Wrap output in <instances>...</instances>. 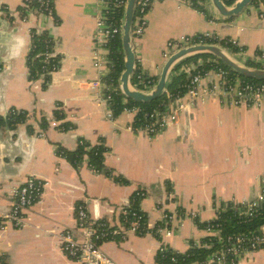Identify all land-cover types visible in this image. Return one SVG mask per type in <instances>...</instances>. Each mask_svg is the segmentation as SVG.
I'll list each match as a JSON object with an SVG mask.
<instances>
[{
  "label": "crops",
  "instance_id": "obj_1",
  "mask_svg": "<svg viewBox=\"0 0 264 264\" xmlns=\"http://www.w3.org/2000/svg\"><path fill=\"white\" fill-rule=\"evenodd\" d=\"M50 1L52 17L21 13L24 0H0V11L7 10L0 14V116L11 110L29 114L26 123L13 129L0 126L1 261L74 264L62 249L61 236L66 230L82 235L78 208L85 206L90 220L116 228L140 188L147 192L139 208L150 232L103 242L100 248L107 256L117 264H155L162 246L182 254L192 243L200 246L215 236L200 224L214 220L222 205L246 204L261 195L264 108L230 106L210 96L155 136L134 132L135 113L109 117L103 81L109 64L103 62L100 69L94 65L96 50L101 57L109 56L98 34L104 1ZM233 1L228 8L239 0ZM146 21L144 34L132 39V47L138 70L157 81L170 58L168 42L181 36L211 33L234 39L245 54L232 57L244 65H258L255 55L264 51V0H254L233 17L221 16L211 0L204 1L203 11L192 0H153ZM33 30L53 38V55L60 62L47 87L44 76L31 78L27 64ZM197 63L182 70L190 74L202 59ZM57 112L63 120L55 119ZM42 119L49 122L47 127H42ZM54 121L72 128L62 131ZM80 140L109 149L104 166L111 177L93 172L86 157L75 167L58 154L59 148L76 151ZM29 177L44 183L43 194L26 211L24 228H4L2 216L11 209L13 192ZM165 212L185 213L169 237L154 233ZM237 264H264V249L245 254Z\"/></svg>",
  "mask_w": 264,
  "mask_h": 264
},
{
  "label": "built area",
  "instance_id": "obj_2",
  "mask_svg": "<svg viewBox=\"0 0 264 264\" xmlns=\"http://www.w3.org/2000/svg\"><path fill=\"white\" fill-rule=\"evenodd\" d=\"M105 4V11L100 20L99 41L106 45L108 49L109 42L121 36L122 24L117 25L110 23L107 24L108 14L114 8H125L128 0H103ZM153 0H138L135 10V17L132 26V39L140 38L147 26L146 14L147 8L150 7ZM32 0H27L25 8H27V15L32 13H39L48 17H52L54 10L51 6L50 0H38L40 3L39 8L30 9L29 4ZM7 11L3 9L0 14ZM25 20V18H24ZM37 32H39L37 30ZM221 43L225 47H231L237 50L238 55H244L245 49L234 39L220 38L211 33L198 34L193 36H181L178 39L170 40L167 44V54L169 58L176 52L197 45H216L221 47ZM222 48V47H221ZM225 50V49H224ZM109 51V49H108ZM47 57H53V53L47 54ZM95 67L100 69L103 66V62H108L109 58L101 57L99 51L96 50L95 54ZM255 61L262 66L264 70V51H260L255 55ZM196 70V67L193 71ZM57 71L56 67H53L48 74H52ZM136 74L137 79L143 81L144 74L141 70H138L137 60L134 67L133 74ZM132 74V75H133ZM209 80L208 84L205 81ZM132 86V85H131ZM155 85L151 88V90ZM133 89L138 90L135 86ZM150 91H141L143 93H149ZM170 97L169 91L166 89L164 92ZM214 96L217 97L221 103H226L230 106L245 107V108H264V82L254 83L246 82L231 75V72L223 69L222 67L215 66L213 69L206 72L198 70L190 78V82L187 87V91L184 95L178 96L175 100L171 101L164 112L155 111L150 115V121L144 127L135 126L138 110H125L124 112H133L136 117L131 130L134 132H145L150 136H155L172 124H177L183 111L196 105L197 102L203 101L205 98ZM110 100L109 96L104 93V101ZM109 117L112 118V112L109 113ZM54 127L59 125L58 122L52 123ZM97 173L96 170L91 169ZM99 174V173H98ZM44 190V183L35 177H29L25 183L14 190L13 203L11 209L2 216L4 228L7 224L13 225L15 228H24L28 224V218L26 211L32 207L42 196ZM147 197L146 190L138 189L134 196L133 202L137 199H144ZM264 201V182L261 191V195L255 200L242 204L247 208L246 216L254 217L256 208L260 202ZM132 201L126 206L121 213L120 226L114 228L110 226L106 221L99 220L94 222L90 220L85 206H80L77 210L78 217V229L81 230L82 235L76 236L73 231L66 230L62 236V249L65 255L71 259L74 264H117L109 256H107L100 248V245L108 240L115 239L116 237L126 238L128 234H142L145 229L141 227V222L144 216L137 212H131ZM165 212L162 217L161 223L154 229V233L164 234V236H171L173 233V225L176 219L183 218L185 213ZM209 224L211 223L208 222ZM146 228L149 229L148 224ZM207 231L219 234L214 226L208 225ZM150 232V231H149ZM264 249V229L262 234L252 236L245 240L243 237H236L234 239L229 238L226 241L224 248L215 254L207 264H236V260L239 261L245 254L256 252ZM167 250V246H162L160 252ZM174 261V259H173Z\"/></svg>",
  "mask_w": 264,
  "mask_h": 264
},
{
  "label": "trees",
  "instance_id": "obj_3",
  "mask_svg": "<svg viewBox=\"0 0 264 264\" xmlns=\"http://www.w3.org/2000/svg\"><path fill=\"white\" fill-rule=\"evenodd\" d=\"M27 0H24L26 4ZM204 1L205 0H192L195 8L203 11L204 10ZM234 1H227V5H232ZM30 9L39 8L40 3L38 0H32L29 4ZM51 6L53 7L52 3ZM124 9L125 8H113L108 14L107 24L110 23L120 25L123 22L124 18ZM27 8H22L21 13L26 14ZM149 8H147V12ZM54 40L46 32H37V30L32 31V46L30 49L28 57V67L30 71L31 78H37L38 76H44L45 87L50 82L49 71L53 67H56V70L60 67V62L58 57H47V54L54 52ZM221 47L225 49L231 56L237 54V50L231 47H225L221 43ZM109 49V73L103 79L106 89V96L110 97L108 100V106L112 111L113 118L117 117L125 110H138L135 126L144 127L150 121V115L155 111L164 112L167 105L175 100L178 96H182L186 93L190 78L198 70L206 72L213 69L215 66L222 67L223 69L231 72L232 76L240 77L241 80L246 82L254 83H263L262 80H255L242 77L234 73L231 69L225 66L222 62L217 60L215 57L207 54H198L189 58H186L181 63L177 64L170 75V79L167 85V90L170 93V97L166 93H163L158 99H155L149 103H138L133 100L128 99L120 89V79L124 71L125 56L122 47L121 36L112 39L108 44ZM202 59L201 65H196V70L187 73L188 71L182 70L183 66L198 64L197 61ZM246 66L251 68H261L258 65L248 62L245 63ZM190 75V76H189ZM143 81L141 82L137 79L136 74L134 73L131 76L130 82L132 86H135L139 91H150L151 88L156 85L157 79L148 78L143 76ZM29 114L26 111L20 110H11L6 117L0 116V126L6 125L11 129L15 128L17 125L24 124L28 120ZM55 119L57 121L63 120L62 115L59 112L56 113ZM49 122L46 119L41 120L42 127H47ZM58 129L62 131H67L71 126L66 123L60 122L57 126ZM58 154L69 160L75 167H79L86 157L88 160V166L91 169H94L99 174H104L111 177L112 172H110L104 166L105 155L109 152V149L103 144L97 146H91L84 140H80L79 147L76 151H67L59 148ZM134 196V195H133ZM142 199L137 198L133 202L132 198V213L137 212L144 216L143 221L141 222V227L144 230L142 234H137L138 236H144L149 233V229L146 228L147 218L146 215L140 210L139 204ZM247 208L245 205H234L229 203L228 205H222L217 210L216 218L211 221V223L200 224V226L207 230L208 225L214 226L219 230V234L206 238L202 244L196 245L195 243L191 244V248L186 253H178L173 249L167 247V250L164 252H158L155 264H207V262L212 259L216 253L220 252L229 238L243 237L245 240L249 239L252 234L260 235L264 229V201L258 204V207L255 211L254 217L246 216ZM159 225V224H158ZM114 240V239H111ZM174 259V261H173ZM238 263V260L235 262ZM0 264H5L1 261Z\"/></svg>",
  "mask_w": 264,
  "mask_h": 264
},
{
  "label": "water",
  "instance_id": "obj_4",
  "mask_svg": "<svg viewBox=\"0 0 264 264\" xmlns=\"http://www.w3.org/2000/svg\"><path fill=\"white\" fill-rule=\"evenodd\" d=\"M216 11L223 17H233L241 14L254 0H239L232 8H228L225 0H211ZM138 0H128L124 9L122 22L121 41L125 56L124 71L121 75V89L123 94L130 100L138 103H149L158 99L167 89L170 75L174 67L182 60L198 55L207 54L215 57L234 73L249 79L264 81V70L251 68L235 60L226 50L216 45H197L184 48L173 54L164 66L162 73L155 87L149 93L135 90L131 86V76L134 72L136 56L132 47V26L135 17V10Z\"/></svg>",
  "mask_w": 264,
  "mask_h": 264
},
{
  "label": "rangeland",
  "instance_id": "obj_5",
  "mask_svg": "<svg viewBox=\"0 0 264 264\" xmlns=\"http://www.w3.org/2000/svg\"><path fill=\"white\" fill-rule=\"evenodd\" d=\"M261 68H262V66L261 65H259Z\"/></svg>",
  "mask_w": 264,
  "mask_h": 264
}]
</instances>
